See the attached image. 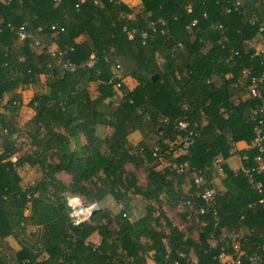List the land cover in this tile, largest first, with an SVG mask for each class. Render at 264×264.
Masks as SVG:
<instances>
[{"label": "trees", "instance_id": "1", "mask_svg": "<svg viewBox=\"0 0 264 264\" xmlns=\"http://www.w3.org/2000/svg\"><path fill=\"white\" fill-rule=\"evenodd\" d=\"M78 1L0 0V264H224L218 254L235 259L234 246L240 264L254 254L264 264L256 193L225 164L213 182L211 167L229 141L241 156L253 139L248 88L264 55L248 43L264 0ZM20 26L75 70L19 41ZM38 84L45 91L23 97ZM22 169L34 181L22 185ZM67 197L100 210L73 225ZM17 236L35 243L5 248Z\"/></svg>", "mask_w": 264, "mask_h": 264}, {"label": "built area", "instance_id": "2", "mask_svg": "<svg viewBox=\"0 0 264 264\" xmlns=\"http://www.w3.org/2000/svg\"><path fill=\"white\" fill-rule=\"evenodd\" d=\"M93 4H97L98 0H91ZM122 2L119 0L118 2ZM84 0H79L75 5L82 4ZM254 19H251V24L254 23ZM51 30H54V27H50ZM40 32V28L35 30V33ZM15 35L19 41H29L30 47L37 54L41 53L42 50L46 54L53 57V63L60 67L62 70L67 72H73L75 70V66L65 60V56L67 53L65 51L57 50L55 47L51 45L40 44L38 39L32 34V32L27 31L23 26H20L16 29ZM134 33H130L128 36L132 38ZM141 38L143 40L146 39V33H141ZM255 37L257 38L255 43H248L253 47L254 55L263 54L264 55V27L258 26L256 28ZM89 66L94 63L93 57L90 58ZM244 73V72H242ZM248 74V73H247ZM112 82L110 80L108 83ZM114 89L119 88V83H115L113 85ZM249 94L251 98L254 100H258V103L254 105V107L250 110V121L253 125V139L242 145L243 150L246 151L245 154L238 156L236 154L238 148L236 144L232 141H229V149H228V158L235 157L238 161V165L230 169V172L233 176L241 175L250 188L256 193V201L255 204L259 206L264 212V72H260L257 76L251 77L250 86H249ZM177 128L180 130H186L187 124L184 122H178L176 124ZM193 142V139L189 136H186L183 141V148L188 147ZM253 152L250 156L248 153ZM221 155L214 157L212 160L211 167L214 171V179L213 182L224 176L223 165L226 160ZM13 162L14 158L11 159ZM180 169V166H179ZM201 179L199 177L194 178L193 184L198 186L201 184ZM217 192V188L214 185H210L202 190L200 194H198L199 198L204 202H208L212 200ZM66 206L68 207V217L70 218L73 225H79L81 222L87 220L89 218V212L87 208L82 207L79 201L75 198H66ZM235 259H233L230 255L224 254L220 252L217 256L218 260L224 264H240L242 253L239 251L238 246L233 247ZM249 264H257L258 257L254 254L247 258Z\"/></svg>", "mask_w": 264, "mask_h": 264}, {"label": "crops", "instance_id": "3", "mask_svg": "<svg viewBox=\"0 0 264 264\" xmlns=\"http://www.w3.org/2000/svg\"><path fill=\"white\" fill-rule=\"evenodd\" d=\"M122 2L124 4L130 6V7H136L139 4V0H122ZM128 82H130L131 85L133 84V86H130V88L135 86L134 81H132L130 79H126L125 80L126 85L128 84ZM42 91H45V88L42 84L34 85V86H31L29 89H27L23 92V97L25 96L27 98L30 95H32L33 93H39ZM22 115H24L22 121L26 120L27 115H28V118L30 117V114L28 112L23 111ZM105 132L106 131H104L103 129H99L97 131V135L99 137H103L105 135ZM135 137H137V136L134 135V137H132V139H136ZM225 165L230 170V169L235 168L238 165V161L235 157H230L226 160ZM218 181H219V179L216 182H218ZM103 206L106 209H109L112 211L115 210V205L112 202V200L105 199V201L103 202ZM34 243H35V240L34 239L31 240L28 236H17V238L15 240L13 238H6L4 240L5 248H9V249L14 250V251L19 250L20 247H26V246L28 247L30 245H33Z\"/></svg>", "mask_w": 264, "mask_h": 264}, {"label": "rangeland", "instance_id": "4", "mask_svg": "<svg viewBox=\"0 0 264 264\" xmlns=\"http://www.w3.org/2000/svg\"><path fill=\"white\" fill-rule=\"evenodd\" d=\"M159 64H160V61H159ZM127 85L129 87L133 86V84L131 85L130 82H128ZM91 91H92V88H91ZM27 118H28V115H27ZM20 176L22 178V185H26V184L30 183L31 181H34V179H35L34 177L36 176V174L33 173L32 170L22 169V171L20 172ZM87 209H89V208H87ZM90 241L93 243H97V237H95V236L91 237Z\"/></svg>", "mask_w": 264, "mask_h": 264}, {"label": "water", "instance_id": "5", "mask_svg": "<svg viewBox=\"0 0 264 264\" xmlns=\"http://www.w3.org/2000/svg\"><path fill=\"white\" fill-rule=\"evenodd\" d=\"M156 78V75L151 77V80H154ZM100 210L99 206L97 204H93L92 206L89 207L88 212H89V218L93 216L96 212Z\"/></svg>", "mask_w": 264, "mask_h": 264}]
</instances>
